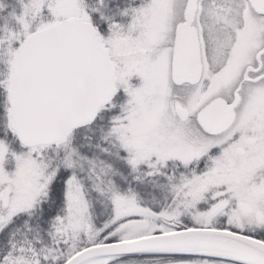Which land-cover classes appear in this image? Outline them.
Masks as SVG:
<instances>
[{
  "label": "snow or ice",
  "instance_id": "1",
  "mask_svg": "<svg viewBox=\"0 0 264 264\" xmlns=\"http://www.w3.org/2000/svg\"><path fill=\"white\" fill-rule=\"evenodd\" d=\"M0 264H264V0H0Z\"/></svg>",
  "mask_w": 264,
  "mask_h": 264
}]
</instances>
